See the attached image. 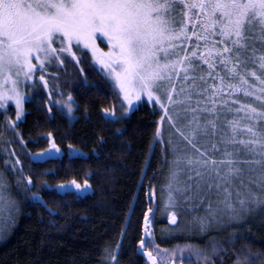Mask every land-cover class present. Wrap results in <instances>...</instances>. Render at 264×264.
I'll list each match as a JSON object with an SVG mask.
<instances>
[{"label":"snow or ice","instance_id":"snow-or-ice-1","mask_svg":"<svg viewBox=\"0 0 264 264\" xmlns=\"http://www.w3.org/2000/svg\"><path fill=\"white\" fill-rule=\"evenodd\" d=\"M178 7L182 9L180 18ZM98 39L107 42V51L101 49ZM257 41L264 45V0H0V109L13 103L16 121H20L31 98L21 85L27 87L31 81L35 88L37 72L45 73L53 62L66 67L69 57L79 64L87 50L118 90L121 106H128L120 116L115 108L104 109L105 124L120 123L134 102L146 97L162 110L161 124L166 121L190 146V152L177 154L174 161L187 165L189 183L183 189H173L176 173H172L168 206H175L174 190L191 193L186 199L198 198L201 204L215 191L217 207L213 208L209 199L210 218L200 219L201 232H206L213 221L240 224L248 214L264 210V128L260 127L264 124V51L257 49ZM39 79L48 90L45 76ZM240 93L245 98L254 97L260 108L241 103ZM51 97L49 91V104L61 105L60 111L66 109L67 116L75 119L78 105L71 93L67 100L52 101ZM52 111L49 107V114ZM225 112L233 113V118L225 120ZM221 124L230 134L223 133L217 141ZM10 126L18 125L13 121ZM241 133H246L247 139L240 138ZM156 137H162L161 127ZM48 139V152L37 157L52 150L60 153L51 133ZM98 144L102 147L103 139ZM218 144L223 145L220 158L210 155L221 152ZM26 179L32 185V179ZM43 186L48 187L47 183ZM57 187L72 199L91 194L87 180L83 185L72 180ZM4 190L0 182V205ZM5 210L0 206V214ZM153 218L154 209L149 208L137 254H142L148 264H174L164 258L168 250L153 253ZM169 222L176 224L175 213L169 214ZM5 231L6 226L0 227V239ZM245 239L234 230L226 243L234 246ZM185 250L205 264L229 251L224 242H214L211 255L191 246L180 249L181 253ZM119 251L118 244L109 253L111 264H117ZM233 251L236 258L232 264H264L260 258L264 253L251 252L248 244ZM180 259L183 264L184 257Z\"/></svg>","mask_w":264,"mask_h":264},{"label":"trees","instance_id":"trees-1","mask_svg":"<svg viewBox=\"0 0 264 264\" xmlns=\"http://www.w3.org/2000/svg\"><path fill=\"white\" fill-rule=\"evenodd\" d=\"M85 61L82 66L93 70L90 62ZM72 69L65 73L60 68L59 85L83 84L78 68ZM92 94L93 98L85 99L88 120H84L79 111L73 130L66 126L63 118L49 123L43 113H36L28 106L32 114L26 116L21 131L33 135L48 130L50 125L52 131L58 132L62 145L70 141L87 152L86 158L67 160L64 157L59 164H68L70 168L54 174L45 172L52 160H33L24 150L19 137L20 126H10L14 121V108L9 106L0 111V182L5 186L4 203L0 206L6 209L0 214V227L7 228L0 239V264H111L109 253L116 250L118 244L117 264H144L136 251L143 234L144 214L149 208L154 209L150 229L153 253L168 250L164 258L174 264H181V256L183 264H205L203 259L187 250L181 253L180 249L191 246L211 255L214 242H224L229 251L212 257V264H221V260L223 264H232L236 258L233 248L238 252L244 244H248L253 253H264V210L260 211L258 219L219 234L210 230L177 232L181 227L179 209V224L171 227L165 219L163 196L169 154L156 137L160 109L146 102L138 104L117 134L102 123L98 113L101 98ZM63 133L71 137L63 139ZM101 139L102 147L98 144ZM17 159L21 164L16 163ZM85 171L92 177L93 193L82 200L67 203L69 200L62 197V190L57 187L59 184L50 189L43 186V181L49 185L55 181L66 182L70 175L78 179ZM26 178L32 179V185H28ZM234 230L246 239L238 240L233 246L226 241Z\"/></svg>","mask_w":264,"mask_h":264},{"label":"flooded vegetation","instance_id":"flooded-vegetation-1","mask_svg":"<svg viewBox=\"0 0 264 264\" xmlns=\"http://www.w3.org/2000/svg\"><path fill=\"white\" fill-rule=\"evenodd\" d=\"M98 45L101 47L103 51H107V42L102 41V39L97 40ZM86 55L83 56L82 62L77 64L75 61H71V58L69 57V63H67L66 67H57L56 64L58 62H53V65L49 66L45 73L37 72L35 74V80H36V87H32V82H27V87L25 85L21 88L22 91H26L27 93L31 94V98L28 102L25 103V114L21 118L20 121H16V117L14 114V121L17 125H19V137L21 138V143L26 151V153L36 161H45V160H52V165L45 167V172H52L53 174L58 172L62 169L70 168V166L67 164L65 166L60 165L59 163L61 160H63L64 157H66L67 160H72L73 158H86L87 152L79 145L70 143V141H66L64 145L58 140L57 136L59 137L58 132L52 131V126L49 125V129L46 131H37L36 134L29 135L28 133H24L22 130L23 124L25 122V118L28 114H32L31 109L28 108L30 106L32 110H34L36 113L39 112L40 114H44L45 121H48L49 123L52 122V120L57 121V118L61 119L63 118L65 120L66 126L73 130L75 127V124H77V121L79 120L77 117L78 112L80 111L82 113V116H84V120H88V114H89V108L87 105V102L85 99H88L89 96H92V93H95V95L98 94V98L101 102L100 105H98V113L102 118V112L104 109H113L115 108L117 110V116H120L124 109L127 108V104L122 105V97L119 95L118 90H114L111 82L108 80V78L105 76L103 70L100 68L99 65L95 64L91 53L87 50H84ZM77 55L79 56L80 53L77 52ZM88 60L90 64L94 67L93 70L89 71L86 70L84 66H82L83 63H85ZM72 67H76L79 70V73L81 75L83 83L82 85H69V86H62L59 85L57 82V78L59 77V74L61 71L67 72L68 69H72ZM60 68L62 69L60 71ZM81 69H83V74L81 73ZM40 75H44L45 79L48 81L49 89L45 90L43 83L40 81L39 77ZM99 83H103L102 85H99ZM49 91L52 93V101L55 100H67V97L69 93L74 97L76 104L78 105V109L75 112V119L69 118L66 113V109L63 110V112L60 111L61 105H56L54 103L49 104ZM61 93L63 95H61ZM93 98V96H92ZM80 101H79V100ZM138 104L137 102H134L133 109L128 113V115L120 122V123H112V124H105V119L107 117L102 118V123L108 127H112L114 131L117 134H120L122 130V125L125 120L128 119L130 114L137 108ZM9 107V106H8ZM5 110H7V108ZM12 107L15 110V107L12 105ZM52 107L53 111L51 114L48 112V108ZM56 118V119H55ZM13 122V121H12ZM119 129V132L117 131ZM48 133L52 134V141L56 144V146L61 150L60 153H56L55 150H52L48 155L37 157L38 153L41 152H48L50 148V143L48 139ZM63 139L70 138L71 136L67 137V134L63 133ZM69 145L72 146V148H69ZM94 151V150H93ZM72 180H76L77 183L83 185L85 181L87 180L88 183L91 185V195L93 193V184H92V177L90 175L89 171H85L82 175L76 179L73 175L68 176L66 182H60L55 181L52 183V185H49L47 182L43 181V185L47 183L48 188L50 189V186H54L55 184H70ZM90 194H87L86 197L91 196ZM67 197V203L71 201H79L82 199H72L70 196H62Z\"/></svg>","mask_w":264,"mask_h":264},{"label":"rangeland","instance_id":"rangeland-1","mask_svg":"<svg viewBox=\"0 0 264 264\" xmlns=\"http://www.w3.org/2000/svg\"><path fill=\"white\" fill-rule=\"evenodd\" d=\"M181 8L178 7L177 8V16L179 17V13L181 12ZM194 42V41H193ZM256 47L257 49L264 51V45H262L259 41H257L256 43ZM108 50V49H107ZM35 62V61H34ZM251 67V65H250ZM259 74V73H258ZM24 85H21V88ZM239 100L241 103H245V104H252L254 107H257L258 109L260 108V102L256 101L254 97H247L245 98L243 96L242 93L238 94ZM146 102L149 105H154L153 103H149L147 101L146 97H143L141 99V101H137V103H143ZM14 106L15 105L11 102L8 103V106ZM158 108L160 109L159 105H157ZM4 109H0V111H3ZM161 111V116L163 115L162 110ZM233 113H227L225 112L224 114H222L223 118L225 120H230L233 118ZM240 115H243L242 113ZM158 127L162 128V137L159 138L160 141H162V144H164L167 148L168 154H169V161H168V169H167V173L164 176V187H163V196H164V209L166 211V216L165 219L169 218V214L170 213H175L176 218H177V222L174 225H170L171 227L179 224L178 222V216H177V211L180 209V213H179V220L181 222V227L179 229H177V232H181V233H185L191 230H198V232H201V225H200V219L201 218H210L209 217V212H208V203H209V199L212 201V206L213 208L217 207V195L215 194V191H213V193L210 195V197L205 198L204 202L201 204L199 199H186V197L191 196V193H186V192H180V191H173V195L175 197V206H168V195H169V180L171 178V175L173 172L176 173V177H175V182L173 184V189L175 188H180L183 189L187 186V184L189 183L188 177L191 174L188 170H187V165L184 163H181L180 165H176L174 163L177 154L182 153L185 150H188L189 152L191 151L190 146H188L185 142H183L180 137L175 133V130L172 129L169 124L165 121L163 124H161V117L158 121ZM260 127L264 128V124H261ZM221 131L217 133L216 136V140L219 141L220 135H222L225 132H229L228 128L224 125L221 124L220 125ZM230 134V132H229ZM240 138H244L247 139V134L246 133H241ZM171 139L172 144H169V140ZM202 142V141H201ZM218 146L221 148V152H213L210 153V155L215 156L216 158H220V156L222 155V149H223V145L222 144H218ZM237 147H240L239 145H237ZM208 148H211V144L208 145ZM175 149V150H174ZM242 155H243V150H242ZM245 183H247L248 177L245 176ZM253 190L254 191H258L257 189H255V187L253 186ZM233 199L235 200V194L233 195ZM238 207V205H237ZM262 210H256L250 214H248L246 216V219L241 222L240 224H237L235 222H233L231 225H221V224H217L216 222H212L208 225L207 228V232L210 231H214L217 232L219 234L222 233H226L229 229V231H231V228L233 226H240L243 225L245 223H248L249 221H253L258 219L259 217V213ZM165 213V212H164ZM225 221H227V217H225ZM195 228V229H194ZM201 234V233H199Z\"/></svg>","mask_w":264,"mask_h":264},{"label":"water","instance_id":"water-1","mask_svg":"<svg viewBox=\"0 0 264 264\" xmlns=\"http://www.w3.org/2000/svg\"><path fill=\"white\" fill-rule=\"evenodd\" d=\"M176 219H177V218H176ZM166 221H167V223H168L169 225H174V224H171V223L169 222V218H168ZM144 235H145V233H144V223H143V234H142V237H144ZM138 246H139V243L137 244V249H138ZM136 252H137V251H136ZM139 255L142 256V254H139ZM142 258H143V260H144V264H148L147 259H146L145 257H143V256H142Z\"/></svg>","mask_w":264,"mask_h":264}]
</instances>
